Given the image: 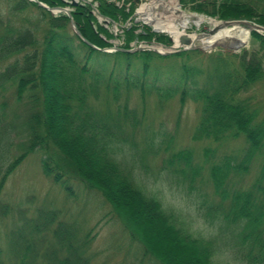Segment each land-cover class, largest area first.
Instances as JSON below:
<instances>
[{"label":"trees","instance_id":"trees-1","mask_svg":"<svg viewBox=\"0 0 264 264\" xmlns=\"http://www.w3.org/2000/svg\"><path fill=\"white\" fill-rule=\"evenodd\" d=\"M35 1L11 0L8 15L0 16V92L13 88L14 100L24 109L16 126L7 120L11 118L7 101L0 103V215L8 209L1 200L8 177L29 154L39 151L47 177L76 180L100 193L131 239L160 264H216L217 238L223 225L230 223L236 224L234 239L244 263L264 264V206L255 202L252 192L233 196L228 211L211 222L217 233L202 237L180 225L173 210L164 207L159 192L148 189L133 164L118 156L123 148L122 125L139 122V110L130 107L123 96L136 93L143 118L150 100L163 108L178 98V117L189 102L195 104L199 117L193 140L220 143L245 138L243 162L212 168L217 191L223 189L230 170L246 171L245 164L264 139V121L254 124L259 109L251 98L240 96L264 83V34L252 31L250 47L239 52L206 53L196 48L160 55L147 50L121 51L132 49V42L170 44L167 35L134 22L139 0H91L74 6V13L84 16L77 19V29L85 41L71 30L65 13L52 14L37 4L57 8L67 3ZM180 3L218 20L241 19L264 26V0ZM99 18L109 26L130 24L116 35ZM113 38L122 40L121 50L103 51ZM198 57L206 58L204 67L187 63ZM174 64H180L179 72L170 82L164 69ZM195 74L206 76L205 80H190ZM150 142L144 155L152 149ZM189 154L182 151L174 160L188 163ZM46 214L44 222L30 233L19 230L7 235L5 250L0 248V264H94L89 253L91 233L80 237L61 222L51 229L57 216Z\"/></svg>","mask_w":264,"mask_h":264},{"label":"rangeland","instance_id":"rangeland-1","mask_svg":"<svg viewBox=\"0 0 264 264\" xmlns=\"http://www.w3.org/2000/svg\"><path fill=\"white\" fill-rule=\"evenodd\" d=\"M76 1L84 4L83 0ZM152 2L153 0H139L133 15L134 22L145 25L142 19L146 15H160L164 18L170 16L159 6L141 10L144 5ZM11 4V0H0V16L8 15ZM67 7L69 10L72 9L71 4H67ZM180 7L188 14L196 13L192 11L191 4L182 3ZM58 13L61 12L55 14ZM98 21L116 35H120L123 28L130 24L126 22L122 25L109 26L102 18ZM204 27L212 28L207 22H203L196 27L189 25L185 33L197 35L200 31H205ZM70 28L75 33L72 26ZM215 34L208 37L201 35L202 39L196 42V48L206 53L225 49L219 45L214 46L211 51L203 48V42L210 40ZM109 42L112 44L105 49L106 52H112V49L122 45V40L118 38H113ZM250 43L249 35L248 43L243 48H249ZM74 44L79 45L76 41ZM130 45L136 47L148 44L132 42ZM163 48L165 51L173 50L168 47ZM192 61L187 63H195L197 67H202L206 58L198 57ZM179 65L174 64V68L170 70L164 69L165 76L171 77L170 82L176 80ZM205 77L195 74L190 80L194 79L202 83L201 80H205ZM161 85L165 83L162 82ZM123 98L129 102L130 107L139 110L137 114L139 122L134 126L122 125L123 143L120 146L123 148L118 152V156L125 158L126 163L133 164L131 166L139 173L140 180L148 189L159 192L164 207L168 211L173 210L172 213L178 216L177 222L180 225L202 237L217 233V228L211 223L212 220L221 217L224 211H228L233 196L238 193L252 192L255 202L264 206V139L254 157L245 164L246 171L230 170L223 181V189L217 191L213 185L211 170L214 166L222 167L226 162L232 166L243 162L247 148L243 136L220 143L193 140L199 117L195 104L189 102L178 117V98L163 108L156 107L150 100L143 118L140 113L142 105L140 97L136 93H131L125 94ZM240 98H251L255 108L259 109L254 124L264 121V83L242 92ZM6 101V110L11 116L7 120L13 121L17 126L23 117L24 109L14 100L11 87L0 92V103ZM18 140L16 138L17 143ZM150 141H152V149L144 155L143 150L151 145ZM182 151L190 153L188 163L174 160V155ZM13 152L17 154L18 150ZM41 158L39 151L29 154L6 181L1 195L3 204L8 207L6 214L0 215L2 250L6 248V238L9 233H18L19 230L30 233L34 226H40L44 222L47 212H52L57 217L51 229L56 227L57 222H61L66 224L68 229H72L69 230L71 233L76 230L75 233H79L80 237L91 233L89 253L93 255L94 264H160L153 256L146 254L138 242L131 239L121 221L112 215L110 205L100 193L86 189L76 180L62 178L60 181H55L47 177L42 169ZM223 194L226 195L225 200ZM233 229H237L236 224H224L222 227L216 241L214 257L216 264H245L242 249L236 245Z\"/></svg>","mask_w":264,"mask_h":264},{"label":"bare ground","instance_id":"bare-ground-1","mask_svg":"<svg viewBox=\"0 0 264 264\" xmlns=\"http://www.w3.org/2000/svg\"><path fill=\"white\" fill-rule=\"evenodd\" d=\"M77 2L76 0H74ZM80 4L77 2V5ZM159 6L163 10L167 11L170 16L164 18L160 15H146L142 20L149 24L154 30L159 32H165L171 37L172 42L177 43V37L180 33L185 31L191 22L196 26L200 25L203 22L210 23L211 26L216 27V34L210 39L203 42V46L210 48L217 46L219 44L235 45V44H247L249 40V30L248 28L241 26L239 24L231 25H220L219 22L208 19L203 16H197L194 20L189 19L188 13L184 12L181 7L178 5L177 0H153L149 5H144L142 11L146 9ZM74 7L72 6L71 10H67L71 16L74 26L80 25L77 19H83L84 16L81 14L74 13ZM141 11V12H142ZM173 16V17H172ZM180 29L182 31H180ZM195 35L192 36L194 38Z\"/></svg>","mask_w":264,"mask_h":264},{"label":"water","instance_id":"water-1","mask_svg":"<svg viewBox=\"0 0 264 264\" xmlns=\"http://www.w3.org/2000/svg\"><path fill=\"white\" fill-rule=\"evenodd\" d=\"M29 1L36 2L35 0H29ZM64 2L67 3V4L70 3L71 6H73V7L77 5V2H75L74 0H70V1L64 0ZM177 2H178V5L181 6V4L179 3V0H177ZM37 4L40 7L45 8L46 10L51 12L52 14H55L56 12L65 13L70 18L71 26H72L73 30L75 31V34L77 36H79L83 41H85L82 38L81 34L79 33V30L74 26L73 21L71 19V16H70L69 12L67 11L68 10L67 8H65V7L64 8L63 7L49 8L48 6H46V5H44V4L40 3V2H37ZM197 16H203L204 17L205 15L198 14V13H192V14L189 15V19L192 21ZM205 17L208 18V19L217 21V22L220 23V25H223V26L231 25V24H239L241 26H244V27L248 28L249 33H251L252 31H255V32L264 34V26L259 25L257 23H254L252 21L241 20V19H239V20H218L216 18L209 17V16H205ZM142 22L145 25L149 26L153 32L167 35L165 32H159V31L154 30L144 20H142ZM208 24L210 25V23H208ZM191 25L196 27V25L194 23H192V22H191ZM204 30L205 31H203V30L200 31V33L195 35L194 38H192L193 35H188V34L185 33V31H183L182 33H180L178 35L177 43H175V44L172 42L171 37L169 35H167V37H168V39L170 41V44L168 46H164L163 44H160V43H157V42L154 41V42H151L148 45L136 46V47H133L132 49H129V50H123V49L121 50L119 48H115V49H112V51L121 50V51L133 52V51H137V50H139V51L147 50V51H153V52H155L157 54H160V55H171V54H175V53H178V52H181V51L194 50V49H196V42L202 39L201 35H203L205 37H208L209 35L215 34V32L217 31L216 27H213V26H212V28L204 27ZM219 46L222 47V48H225V49H229V50H231L233 52H239L245 46V44H243V45H241V44H235V45L234 44L233 45L219 44ZM163 47H168V48H171L173 50L165 51V50H163L164 49ZM203 48L205 50L211 51L210 49H212L213 47L207 48V47L203 46ZM103 51H106V50L104 49Z\"/></svg>","mask_w":264,"mask_h":264}]
</instances>
